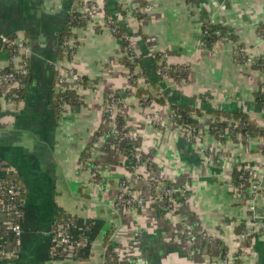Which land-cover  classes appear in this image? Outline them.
Returning <instances> with one entry per match:
<instances>
[{
	"label": "crops",
	"instance_id": "1",
	"mask_svg": "<svg viewBox=\"0 0 264 264\" xmlns=\"http://www.w3.org/2000/svg\"><path fill=\"white\" fill-rule=\"evenodd\" d=\"M92 1L89 21L78 24L81 0H0V35L22 38L31 49L22 103L9 105L0 84V179L14 176L23 199V242L14 264H105L108 242L124 250L120 264H213L227 255L233 264H264V234L238 239L255 214L264 220L263 142L260 136L235 140L228 132L220 142L211 131L218 116L207 112L244 113L264 129V108L255 101L264 90V72L234 58L240 45L264 61V0ZM107 17L129 37L149 89L140 78L133 88L122 62L123 43L110 34ZM205 22L225 29L208 50L199 46ZM71 27H76L72 33ZM71 34L80 45L72 67L84 81L69 78L60 93L61 43ZM158 55L177 73L160 78ZM7 58L0 40V67ZM67 92L75 93V103L59 105ZM116 94L124 101V124L152 166L141 170L138 181L130 178L135 168L119 138L111 131L96 138L106 98ZM146 95L154 97L169 127L173 107L200 109L199 140L146 123L141 105ZM86 155L92 163L84 168ZM246 165L260 175V190L246 185L236 194L239 167ZM128 179L146 197L152 182L185 188L178 213L170 218L151 204L117 210L121 184ZM62 218L75 219L78 239L89 231L78 258L53 250L54 226ZM6 222L0 213V248L11 250ZM136 226L141 238L134 237Z\"/></svg>",
	"mask_w": 264,
	"mask_h": 264
},
{
	"label": "built area",
	"instance_id": "2",
	"mask_svg": "<svg viewBox=\"0 0 264 264\" xmlns=\"http://www.w3.org/2000/svg\"><path fill=\"white\" fill-rule=\"evenodd\" d=\"M83 8L78 10L79 19L74 17L75 20H79L77 23L82 24L88 22V16L91 10L95 9L94 2L92 0H81ZM107 28L114 37L120 39L123 43V48L121 52V57L126 59L129 64L134 65V69L129 73L130 82L134 87H137V81L142 79L143 85L146 89L150 88V84L147 81L145 75L141 71L139 58L135 54L133 48L130 44V39L124 34L119 25L114 22L111 17L106 19ZM75 26V25H74ZM74 28L71 27L70 32H74ZM217 38V40L210 42L209 39ZM222 38V37H221ZM219 33L214 35L207 29L204 28L201 34V39L199 46L202 50L212 49L215 43L220 41ZM262 38L264 39V31L262 33ZM0 40L3 44V49L8 53L7 61L3 66L0 67V84L7 89L6 101L9 105H19L22 103V92L26 86V82L30 75V56L31 49L26 40L18 37H8L0 35ZM79 41L75 35L71 34L63 38L61 47L64 57V63L59 72L57 85L58 91L64 92L66 83L68 79L76 81L78 84H82L84 79L81 77L73 66L74 57L79 48ZM240 55L243 59V64L256 66L258 59L251 55L249 49L237 46L234 52V56ZM157 75L160 78H166L169 74H176L177 69L169 65L162 55L157 56ZM263 72L264 70L261 69ZM132 88V90H133ZM138 88V87H137ZM135 89V88H134ZM135 92V90H134ZM156 100L150 95H146L141 99V105L143 106V117L146 123H150L158 127L161 130L169 131L172 129H177L181 131L189 141H198L200 138V132L198 128L193 127L182 121L179 111L172 109L169 119L171 121V126L169 127L162 120L160 112L157 110ZM124 109V101L120 96L112 95L106 98V106L104 110V124L108 128V132H113L119 140L125 145L130 155L133 157V166L135 168L131 175V179L134 178L136 181L140 179L142 175V169L152 168L151 163L145 156L139 152L136 147L132 132L123 123L119 124L118 117L122 116ZM191 117H196L194 113ZM217 123L225 124L222 129V136L224 133H232L240 127H245L246 123L242 120L235 119H222L215 116V120L211 128ZM214 128H217L214 126ZM239 140H249L248 135L237 134ZM264 146V136H260ZM220 142H222L220 140ZM210 162H214L215 157L213 154L207 155ZM90 155H86L84 158V164L82 167L86 168L91 164ZM93 179L98 178L97 168L93 166ZM260 175L250 166H240L238 170V180L240 181L238 187L234 188L236 194L242 193V188L246 185H251L254 191L260 190V184L258 181ZM135 181V180H134ZM257 181V183L255 182ZM131 180H124L121 184L118 198L116 201L117 210H139L142 209L146 204H151L153 206L159 207V209L168 217H174L181 205L180 198H184L186 189L176 188L173 186L156 184L154 182L150 183L149 189L151 195L146 197L142 193H136L130 184ZM22 188L19 182L14 176L5 177L0 179V213L6 218V230L13 238V248L8 250L6 248H0V264H14V259L17 256V252L23 242V226H22V201L20 200V195ZM181 198V199H182ZM255 211V207H252ZM77 223L74 218H62L56 221L53 235H52V247L54 251H60L66 255L74 256L76 258L80 257L82 252L86 249L88 232H85V236L81 239L76 238ZM264 234V220L255 214L254 218L244 226L240 232L238 239L239 242L245 241L250 238H255ZM143 236L142 231L139 226H136L134 231V237L141 238ZM205 238L209 242L213 241L212 235L206 234ZM115 252L120 258L123 254V249H115ZM235 259L231 256L222 257L217 259L213 264H233Z\"/></svg>",
	"mask_w": 264,
	"mask_h": 264
},
{
	"label": "trees",
	"instance_id": "3",
	"mask_svg": "<svg viewBox=\"0 0 264 264\" xmlns=\"http://www.w3.org/2000/svg\"><path fill=\"white\" fill-rule=\"evenodd\" d=\"M76 13H73L71 15V19L77 18L76 17ZM69 25H75L74 23L71 22V20H69ZM204 28H207L215 37V33H219V38L223 37L225 34V29L221 28V27H216V26H212L211 24H209L208 22H205L204 24ZM121 29V28H120ZM121 31L123 32V30L121 29ZM264 28H262L260 30V32L263 33ZM210 42L217 40V38L214 39H209ZM243 47V46H242ZM5 54L8 56V53L4 50ZM235 61L237 63H243V59L240 55H236L234 56ZM131 71L134 69V65L129 64V62L126 59H123L122 61ZM255 68L258 69H263L264 70V61L262 60H258L257 65L255 66ZM140 93V91L138 92V94ZM117 96H120V94H116ZM59 101V105L60 102H66V101H70V102H74L76 101V97H75V93L74 92H67L64 93L60 96ZM255 101L256 104L262 108H264V90L256 93L255 95ZM174 110H178L182 121L192 125L195 128L199 127V123H198V118L202 115V112L200 109H194V108H187V107H173ZM192 112L195 113L196 117H191ZM207 112L209 113H215L219 118L221 117H226V118H234L237 120H242L245 121L246 126L245 127H240L237 128L236 130H233V139L236 140L237 134H241V135H248L249 138H253V137H257V136H264V129L259 127L255 122L251 121L249 116L247 114L244 113H234V112H230V111H220V110H208ZM118 121L119 124H123L124 120L122 116L118 117ZM217 127V128H214ZM213 128H211L212 133L222 142L225 140V137L222 136V129L224 128L225 124H221V123H217L216 125H214ZM108 132V128L107 126L104 124V120H103V126L100 130V132L97 133L96 138L101 137L104 133ZM128 149L125 148V153L126 155L129 157V159H133V157L130 155V153L127 151ZM86 157V156H85ZM145 158L147 159V157L145 156ZM236 183L239 184L240 181L236 180ZM168 186H173L172 184H167ZM20 200L22 201V195H20ZM107 243V242H106ZM106 254H105V264H120L119 262V256L117 255V253L115 252V249H113L110 245L109 242L107 243L106 246ZM237 263V260L235 261Z\"/></svg>",
	"mask_w": 264,
	"mask_h": 264
}]
</instances>
